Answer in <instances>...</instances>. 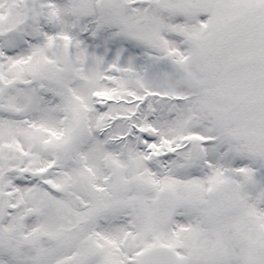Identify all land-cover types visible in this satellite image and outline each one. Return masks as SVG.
<instances>
[{
	"label": "snow or ice",
	"instance_id": "1",
	"mask_svg": "<svg viewBox=\"0 0 264 264\" xmlns=\"http://www.w3.org/2000/svg\"><path fill=\"white\" fill-rule=\"evenodd\" d=\"M0 264H264V0H0Z\"/></svg>",
	"mask_w": 264,
	"mask_h": 264
}]
</instances>
